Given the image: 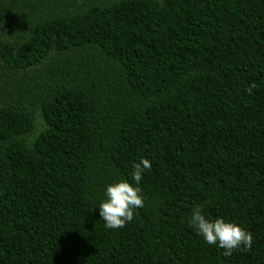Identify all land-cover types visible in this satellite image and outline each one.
<instances>
[{
	"label": "trees",
	"instance_id": "trees-1",
	"mask_svg": "<svg viewBox=\"0 0 264 264\" xmlns=\"http://www.w3.org/2000/svg\"><path fill=\"white\" fill-rule=\"evenodd\" d=\"M141 158L144 207L106 229ZM0 264H264V0H0Z\"/></svg>",
	"mask_w": 264,
	"mask_h": 264
},
{
	"label": "clouds",
	"instance_id": "clouds-1",
	"mask_svg": "<svg viewBox=\"0 0 264 264\" xmlns=\"http://www.w3.org/2000/svg\"><path fill=\"white\" fill-rule=\"evenodd\" d=\"M257 85L252 83L247 89L249 95ZM132 183L120 181L110 184L106 188V199L99 204V216L104 226L109 230H119L134 219L135 210L144 207V198L139 184L145 171L151 169V162L141 158L132 165ZM189 227L210 246L223 250L225 257H230L237 251H248L252 246V234L233 222H226L222 218L209 220L203 214V208L197 206L188 220Z\"/></svg>",
	"mask_w": 264,
	"mask_h": 264
}]
</instances>
